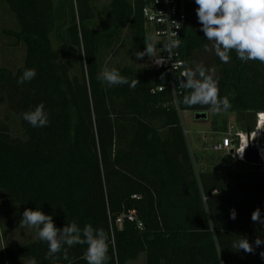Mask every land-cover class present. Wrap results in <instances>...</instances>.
Wrapping results in <instances>:
<instances>
[{"label":"trees","instance_id":"1","mask_svg":"<svg viewBox=\"0 0 264 264\" xmlns=\"http://www.w3.org/2000/svg\"><path fill=\"white\" fill-rule=\"evenodd\" d=\"M4 1L18 25L4 32L22 43L25 53L15 71L0 65V89L25 138L0 127V197L23 210L51 215L57 228L73 221L81 230L86 224L102 228L109 237L107 264H126L140 254L145 264H264L259 255L264 244H254L256 237L264 239V224L251 220L257 208L264 219V171L227 156L196 170L205 160L190 152L179 112L211 109L177 102L190 92L179 87L181 71L173 74L175 98L163 69L117 68L129 81H140L135 89L97 80L101 43L109 42L121 25L128 27L135 50L143 51L149 42L150 25L141 13L147 0H111L107 22L99 29L88 24L95 18L94 0ZM182 4L186 23L177 48L182 69H208L218 82L219 97L230 100L226 112L235 125L252 128L256 113L264 114V64L243 62L235 51L229 63L220 61L201 31L195 0ZM56 23L64 27L65 47L78 52L77 74L74 64L53 49L50 32ZM32 68L37 75L19 85L23 71ZM158 85L164 89L155 91ZM41 102L49 123L32 127L21 114ZM248 117L251 122L244 125ZM226 125L212 121L214 130ZM132 209L136 219L129 220ZM239 237L253 244L254 254L233 247ZM86 249V244L64 245L47 259V243L35 238L5 246L0 264L32 259L37 264H87Z\"/></svg>","mask_w":264,"mask_h":264},{"label":"clouds","instance_id":"2","mask_svg":"<svg viewBox=\"0 0 264 264\" xmlns=\"http://www.w3.org/2000/svg\"><path fill=\"white\" fill-rule=\"evenodd\" d=\"M195 4L198 6L195 11L201 31L206 40L212 42L214 52L220 61L229 63L230 53L235 51L238 59L243 62L258 61L264 64V0H195ZM172 35L176 38L164 43L162 52L171 54L173 49L179 48L181 40L177 38L175 32ZM209 50V46L205 44L204 51ZM156 51L155 39L150 38L144 50L137 51L135 57L138 60H142L145 55L155 57ZM166 61L165 57L159 56L153 63L159 66ZM36 75L34 68L25 69L17 83L23 85ZM97 80L106 83L109 87L128 84L131 89H135L140 83L136 78L129 81L117 69L108 67L98 74ZM178 84L180 88L190 90L188 95L183 96L182 101H177L178 103L188 107L210 106L213 112L226 111L231 107L228 97H219L218 82L209 74V70L201 65H197L195 69L185 67ZM21 115L32 127H44L49 123L43 102L39 103L34 110L23 112ZM244 149L239 152L241 157ZM235 218L236 212L232 209L230 219ZM251 220L264 224L259 208L251 213ZM20 227L36 229V238L48 245L47 259L56 257L64 245L72 247L77 244L87 245L84 254L87 264H107L109 259V237L102 228L94 229L90 224H86L81 230L75 221L57 228L51 215H46L38 209L27 208L22 212ZM254 244L259 247L264 244V239L258 236ZM233 247L237 251L255 253L253 244H250L246 237H239ZM259 255L264 259V251H261ZM64 259H68L66 250ZM30 264H37V262L32 259Z\"/></svg>","mask_w":264,"mask_h":264},{"label":"rangeland","instance_id":"3","mask_svg":"<svg viewBox=\"0 0 264 264\" xmlns=\"http://www.w3.org/2000/svg\"><path fill=\"white\" fill-rule=\"evenodd\" d=\"M111 0H94L93 7L95 18L88 22L93 29H99L107 22L106 14L109 11ZM17 20L8 8L4 0H0V65L15 71L19 67L24 58L25 48L22 43H17L15 38L7 35L5 30H17ZM64 35V27L56 23L52 27L50 37L53 49L63 60H70L74 64L72 72L77 74L80 72L79 56L75 49L65 47L62 38ZM135 50L129 39V30L127 26L121 25L116 34L109 40L103 41L99 50V70L103 71L105 67L121 68L125 65L132 66L136 70L146 66V58L138 60ZM181 125L186 131V139L190 152L203 154L204 162L196 164V170L200 168H209L217 163V159L222 155L218 152L214 153L211 146L220 142L227 137L225 130H214L212 121L215 120L217 125L226 122L233 123V116L230 112L209 111V118L195 119L193 111L183 110L179 112ZM255 121V120H254ZM4 125L12 137L25 138L20 120L18 116L7 108L3 91L0 89V127ZM254 125V124H253ZM212 157V158H211ZM212 163V164H211ZM24 210L17 204L9 202L5 195L0 197V250L5 246H18L36 238V229L20 227L22 212ZM19 264H30V261H23ZM126 264H145L144 254H140L136 259Z\"/></svg>","mask_w":264,"mask_h":264},{"label":"built area","instance_id":"4","mask_svg":"<svg viewBox=\"0 0 264 264\" xmlns=\"http://www.w3.org/2000/svg\"><path fill=\"white\" fill-rule=\"evenodd\" d=\"M141 13L146 23L150 25V32L147 33L148 41L150 38H154L157 49L155 57L145 55L146 67L163 69L168 72V85L175 98L178 86L174 84L173 74L178 71H181V74L183 73V60L179 57L177 48L173 49L172 53L169 54L168 52H162V45L176 38L172 35L173 32L176 33L178 39H181V31L186 23V12L182 0H147ZM159 56L165 57L167 61L157 66L153 61ZM163 89L164 85H158L154 90L162 91ZM254 120V125L249 128L248 133L245 128H239L233 123L227 124L225 127L227 137H224L220 142L212 144L211 148L222 156H227L243 163H246L244 159L245 151L248 148H256L260 160L258 166L261 171H264V114L261 112L256 113ZM183 132L186 134L185 130ZM243 149L244 152L241 157L239 152ZM123 217L124 215L118 216L116 223L121 224ZM126 218L129 220L136 219L135 210H129ZM137 226L142 227V223L139 220H137Z\"/></svg>","mask_w":264,"mask_h":264},{"label":"water","instance_id":"5","mask_svg":"<svg viewBox=\"0 0 264 264\" xmlns=\"http://www.w3.org/2000/svg\"><path fill=\"white\" fill-rule=\"evenodd\" d=\"M194 117L197 120L203 119L204 121H206L209 118V113L208 112H196L194 113ZM245 129L248 133L249 128L246 127ZM244 159L246 163H248L249 165L258 166L260 164L259 155H258L256 148H248L244 153Z\"/></svg>","mask_w":264,"mask_h":264},{"label":"flooded vegetation","instance_id":"6","mask_svg":"<svg viewBox=\"0 0 264 264\" xmlns=\"http://www.w3.org/2000/svg\"><path fill=\"white\" fill-rule=\"evenodd\" d=\"M250 122H251V121L249 120V117L246 118V119H243V123H244V125H249Z\"/></svg>","mask_w":264,"mask_h":264}]
</instances>
